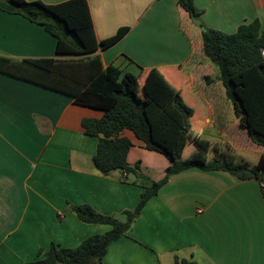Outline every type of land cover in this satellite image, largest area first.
I'll return each instance as SVG.
<instances>
[{
	"label": "crops",
	"instance_id": "1",
	"mask_svg": "<svg viewBox=\"0 0 264 264\" xmlns=\"http://www.w3.org/2000/svg\"><path fill=\"white\" fill-rule=\"evenodd\" d=\"M87 1L98 41L130 27L119 41L94 52L104 68L115 65L137 75L141 91L154 73L171 93L179 92L194 109L198 138L209 143L206 161L219 152L258 162L264 147L239 125L218 70L202 51L201 28L178 0ZM193 3L208 28L233 33L255 19L264 26V0ZM55 48L56 38L42 25L0 10V55L55 57ZM102 114L62 92L0 72V264H23L51 243L76 247L110 229L80 220L72 205L86 204L120 221L137 206L146 180L121 170L102 175L94 167L98 138L85 134L82 120ZM121 135L132 142L128 164L139 162L147 180H161L168 159L144 148L130 131ZM175 257L199 264H264V192L258 179L197 167L171 174L127 233L108 244L103 261L175 264Z\"/></svg>",
	"mask_w": 264,
	"mask_h": 264
},
{
	"label": "trees",
	"instance_id": "2",
	"mask_svg": "<svg viewBox=\"0 0 264 264\" xmlns=\"http://www.w3.org/2000/svg\"><path fill=\"white\" fill-rule=\"evenodd\" d=\"M178 4L191 23V16L200 17L201 11L193 0H178ZM0 10L20 14L42 25L56 38L55 57L17 59L0 55V72L62 92L78 105L102 110L100 118L82 120L85 134L98 138L92 161L102 175L121 170L133 173L137 179H146L139 162L133 165L127 162L132 142L121 135L125 130L144 148L163 154L169 161L164 177L143 186L137 206L124 211V221L101 214L86 204L72 205L70 210L80 220L107 224L110 229L85 238L76 247L51 243L47 249L39 250L36 259L23 264H105L103 257L108 244L127 233L148 199L171 174L190 167L226 170L240 179L256 178L261 188L264 186V154L254 165L219 152L211 160H205L209 143L197 136L198 122L191 120L194 109L179 92L171 93L157 74L146 77L141 91L137 75L115 65L103 67L100 56L94 52L119 41L130 27H120L114 35L98 41L87 0L54 4L0 0ZM201 47L218 70L217 79L239 125L252 143L264 147V26L255 19L239 25L233 33L206 27L201 30ZM174 263L199 264L178 257Z\"/></svg>",
	"mask_w": 264,
	"mask_h": 264
},
{
	"label": "water",
	"instance_id": "3",
	"mask_svg": "<svg viewBox=\"0 0 264 264\" xmlns=\"http://www.w3.org/2000/svg\"><path fill=\"white\" fill-rule=\"evenodd\" d=\"M191 20H192V22H193L194 25H200V23H201L200 19L199 18H196L194 16H191ZM200 28H201L202 31H205L206 30V27L203 26V25H200Z\"/></svg>",
	"mask_w": 264,
	"mask_h": 264
},
{
	"label": "rangeland",
	"instance_id": "4",
	"mask_svg": "<svg viewBox=\"0 0 264 264\" xmlns=\"http://www.w3.org/2000/svg\"><path fill=\"white\" fill-rule=\"evenodd\" d=\"M229 104H230V102H229ZM230 106H231V104H230ZM205 136H206V137H210V136H208V134H205ZM248 159L251 160V161H254V158L252 157V155H251V156H248ZM143 180H146V183H145V184H150V183H151V182H150L149 180H147V179H143Z\"/></svg>",
	"mask_w": 264,
	"mask_h": 264
},
{
	"label": "built area",
	"instance_id": "5",
	"mask_svg": "<svg viewBox=\"0 0 264 264\" xmlns=\"http://www.w3.org/2000/svg\"><path fill=\"white\" fill-rule=\"evenodd\" d=\"M262 55H263V58H264V48L262 49ZM262 189H263V192H264V186H262Z\"/></svg>",
	"mask_w": 264,
	"mask_h": 264
}]
</instances>
